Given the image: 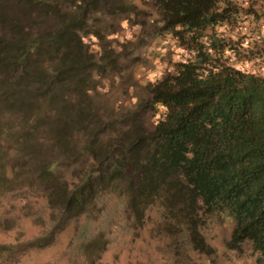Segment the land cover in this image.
<instances>
[{"label":"trees","instance_id":"trees-1","mask_svg":"<svg viewBox=\"0 0 264 264\" xmlns=\"http://www.w3.org/2000/svg\"><path fill=\"white\" fill-rule=\"evenodd\" d=\"M110 1L22 0L0 14V201L45 199L47 245L109 200L140 226L155 213L195 250L200 214L226 215L228 247L251 242L264 264V76L236 65L264 63V0H152L184 56L146 86L147 103L103 111L93 99L103 56L86 38L100 36L93 14L125 12Z\"/></svg>","mask_w":264,"mask_h":264},{"label":"rangeland","instance_id":"rangeland-1","mask_svg":"<svg viewBox=\"0 0 264 264\" xmlns=\"http://www.w3.org/2000/svg\"><path fill=\"white\" fill-rule=\"evenodd\" d=\"M112 8H125L114 15L93 14L91 32L99 38H86L104 69L97 72L93 99L98 109L110 111L136 109L147 103L146 86L156 83L184 56L172 39L162 31L161 17L152 0L110 1ZM22 0H0V14L9 16L23 9ZM24 13L20 15L23 18ZM41 26L54 27L48 20ZM39 26V25H37ZM7 31L0 23V34ZM264 37V24L261 28ZM100 62V61H99ZM238 68L264 76V63L236 62ZM146 115L152 129L163 108ZM107 209L95 217H80L53 237V222L45 199L26 202L10 195L0 201V264H258L251 242L240 249L227 243L235 227L229 216L196 219L204 249L195 250L189 234L168 235L166 224L147 213L143 226L129 219L119 201L109 200ZM139 225H138V224ZM201 245L195 236V242ZM92 242L95 243L88 246Z\"/></svg>","mask_w":264,"mask_h":264}]
</instances>
